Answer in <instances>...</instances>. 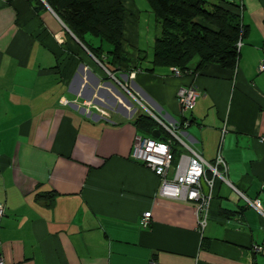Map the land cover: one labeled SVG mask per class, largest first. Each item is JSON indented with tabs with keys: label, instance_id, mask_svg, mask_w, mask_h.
Here are the masks:
<instances>
[{
	"label": "crops",
	"instance_id": "obj_1",
	"mask_svg": "<svg viewBox=\"0 0 264 264\" xmlns=\"http://www.w3.org/2000/svg\"><path fill=\"white\" fill-rule=\"evenodd\" d=\"M119 1L127 60L108 76L44 3L0 0V257L5 264H264V219L229 185L214 183L199 234L193 205L159 196L158 177L130 157L135 136L170 139L174 158L187 152L153 119L151 128L136 123L138 114L148 110L168 125L186 119L175 131L181 142L207 162L219 150L227 181L264 212V70L257 68L264 0H226L239 5L246 30L234 69L208 63L193 73V57L178 75L145 70L151 56L141 54L139 32L152 13L146 2ZM182 86L198 96L180 113ZM47 192L48 200L39 196ZM144 211L150 221L141 228Z\"/></svg>",
	"mask_w": 264,
	"mask_h": 264
},
{
	"label": "trees",
	"instance_id": "obj_2",
	"mask_svg": "<svg viewBox=\"0 0 264 264\" xmlns=\"http://www.w3.org/2000/svg\"><path fill=\"white\" fill-rule=\"evenodd\" d=\"M34 4L43 5L40 0ZM68 31L106 70L115 74L127 60L121 52L123 7L119 0H43ZM159 28L154 36L149 67L145 70L175 66L179 73L188 71L187 63L197 57L193 73L208 63L234 69L236 43L245 35L238 4L226 0H145ZM89 38H96L93 46ZM102 42L108 44L103 51ZM138 124L151 128L153 120L138 114ZM151 130V129H150ZM161 137H164L163 135ZM48 200L51 192L39 195Z\"/></svg>",
	"mask_w": 264,
	"mask_h": 264
},
{
	"label": "built area",
	"instance_id": "obj_3",
	"mask_svg": "<svg viewBox=\"0 0 264 264\" xmlns=\"http://www.w3.org/2000/svg\"><path fill=\"white\" fill-rule=\"evenodd\" d=\"M40 1L45 4L43 0ZM239 45L240 39L236 43L237 49ZM94 61L105 74L112 76L102 64L95 59ZM257 68L258 71L264 70V60L258 64ZM169 71L172 75L180 74L178 68L175 66H170ZM197 96L198 91L194 86L179 87L176 91V97L178 99L180 113L192 109ZM63 103H66V101L64 100ZM145 114L157 122L165 132L169 134L170 138L172 137V139L179 141V143L187 149V152L180 153L174 158L170 139L160 140L150 137L135 136L130 151V157L150 169L153 174L158 177L159 196L187 201L193 205L195 229L199 234L202 233L207 222L209 203L212 198L213 187L216 180L229 185L248 206L255 209L264 219V212L257 206L256 201L246 198L227 181L225 177L227 165L220 155L219 150L216 152L213 161L207 162L203 160L198 153L181 142L175 131L178 126L184 127L188 124L186 119H181L177 124L172 123L168 125L148 110H146ZM259 140L264 143V136L260 137ZM202 183L206 191H203ZM2 214L3 206L0 204V216ZM149 221L150 212L144 211L138 220V224L141 228H146ZM250 249L252 252H258L260 246L253 244ZM0 264H5L1 257Z\"/></svg>",
	"mask_w": 264,
	"mask_h": 264
},
{
	"label": "rangeland",
	"instance_id": "obj_4",
	"mask_svg": "<svg viewBox=\"0 0 264 264\" xmlns=\"http://www.w3.org/2000/svg\"><path fill=\"white\" fill-rule=\"evenodd\" d=\"M139 1H141V6H139V7L144 8L143 4L145 3V1L144 0H139ZM145 5H146V3H145ZM141 13L143 14L144 11H142ZM147 24H149V29H147V30H144L142 28L140 29V32H139V47L138 48L141 50V52H142L141 54L151 56L152 43H153V39L152 38H153V36H155V35H157L159 33V28H155V27H158V26H156L154 24L153 17H152L151 14H150V17H149V19L147 21ZM94 39H95V41L97 43L98 40L96 38H94ZM102 48H103V51L105 53V51L108 50L109 46H108L107 43L102 42Z\"/></svg>",
	"mask_w": 264,
	"mask_h": 264
},
{
	"label": "water",
	"instance_id": "obj_5",
	"mask_svg": "<svg viewBox=\"0 0 264 264\" xmlns=\"http://www.w3.org/2000/svg\"><path fill=\"white\" fill-rule=\"evenodd\" d=\"M152 136L157 137L158 136V130L154 129L151 131Z\"/></svg>",
	"mask_w": 264,
	"mask_h": 264
}]
</instances>
